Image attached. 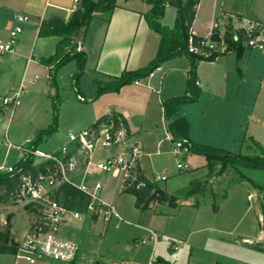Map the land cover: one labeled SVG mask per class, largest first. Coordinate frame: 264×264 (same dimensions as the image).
I'll use <instances>...</instances> for the list:
<instances>
[{
    "label": "crops",
    "instance_id": "0c3cea01",
    "mask_svg": "<svg viewBox=\"0 0 264 264\" xmlns=\"http://www.w3.org/2000/svg\"><path fill=\"white\" fill-rule=\"evenodd\" d=\"M150 7L151 5L146 0H117V6L112 12L106 11L95 14L85 37H82L81 34L75 37L78 47H81L80 50L86 53L85 73L78 80L82 77H88L92 78L95 83L94 90L88 92L89 99L93 98L99 83L109 81L112 76L120 75L125 69L134 70L144 66L156 56L161 35L149 26L145 18V13ZM74 9V0H0V39L8 38L9 30L15 23L16 14L26 12L31 16L30 21L25 24L24 31L20 35L14 50L0 54V66H3L4 62L8 64L1 71L15 69L22 65L24 67L21 80L10 82L6 92L9 93L20 85H23L25 90L27 87L25 84L26 75L29 69L41 67L48 78L52 65L42 63L41 58L49 57L56 52L59 36H39L40 23L52 14H58L68 19ZM222 15L227 16L235 25L249 21H258L264 24V0H200L193 21L192 32L197 37L210 35L214 21ZM176 16V6L168 4L162 22L172 27L176 22ZM65 66H70L71 73L75 77L79 69L78 62L71 60ZM190 68L191 57L183 54L164 62L146 78L126 84L119 91L106 92L96 99L93 98L91 100L93 107L89 116L83 117L84 127L92 125L100 117L119 115L125 120L133 139L139 141L144 147L145 153L141 159L143 174L149 179H154L158 174L167 173L165 171L163 173L154 172L150 155L161 153L163 145H166L165 147L169 152L174 153L175 140L170 129V120L165 115L164 101L186 93ZM197 81L200 88L199 97L184 103L179 113L190 121V138L194 142L222 147L235 152L237 150L250 152L252 149L249 147L251 142L247 141L242 144L241 141L244 136H253L264 145V50L244 46L237 50L233 47L213 59L201 58L197 63ZM76 90L78 97L79 94L84 97L82 102H86L87 97L82 85H77ZM12 109L14 111L15 108ZM74 123L71 128L82 125L80 122ZM69 148L73 154L78 155L81 161V167L74 175L78 182L82 180L87 167L93 172V178L104 173L98 171L93 165L87 166L89 157L80 152L76 144L70 143ZM107 153L108 151L104 149H98L92 153L91 160L97 161ZM188 154H196L201 162L196 168L190 166L188 173L181 171L177 182L181 181L184 186L196 177L208 173L205 155L192 151H189ZM14 164L7 165L5 160H0V165L5 167ZM236 170L240 172L239 176L236 179L232 177L229 183L232 181V184H244L247 175L242 172L241 167ZM186 174L191 175L187 176ZM167 175L170 177L168 173ZM109 176L115 182L116 191L113 195L104 196V199L114 202L120 212L122 211L123 196L131 197L133 208H135L134 214L137 215L138 219L134 225L137 226V230L142 235L143 244L148 243L152 248L146 264L150 262L152 256L159 264H194L195 241L193 234L201 228L191 229L194 224L198 223V219L200 221L204 218V212L200 208V203L205 201L204 197L200 201H193L190 196L187 200L188 204L193 206V225L184 233L185 231H181L178 226L170 224L179 212L176 213V210L170 209L166 202H155L150 208L142 210L135 205V195L123 191L121 174L112 172ZM226 176L231 178L230 175L225 174L222 179ZM163 181H158L159 186L168 193L174 194L173 191L177 186L162 183ZM207 192L206 188L203 193L197 195H206ZM214 192L216 191L214 190ZM223 193L225 196H220V203L228 202L230 198L235 197V206L242 204V198L245 195L234 194L231 184L229 187H225ZM263 193L262 190L258 191L257 189L256 191L255 189L252 192H247L246 198L250 199L254 194L260 197L264 195ZM182 204L185 203L178 201L176 207H180ZM16 205L0 202V225L7 223L6 217L9 218L10 215L8 216L6 213H13L12 207ZM219 206L218 204L212 215H208L213 222L218 220ZM7 207L11 209L4 211L3 208ZM11 218L12 233L15 236L18 231L16 227L18 224L16 222L17 213L12 214ZM99 219L103 218L95 215L93 217L85 215L82 219L71 218V222L65 227L64 235L66 237L71 235L72 232L66 229L69 225H74V228L81 230L86 225L87 220L92 224ZM113 219H115L114 224L117 227L120 226L121 223L117 217H113L107 223L109 224ZM123 219L130 222L124 217ZM30 223L29 219L28 227ZM215 229L222 231L217 227ZM151 230L158 233L157 241L151 235ZM235 235L233 242L224 241L222 240L223 237L220 236L219 240L224 243L222 246L227 247L228 244L235 246L238 253L231 255L230 252L223 251V247L219 246L220 250L213 251L208 255L209 262L207 263L228 264L227 259H229L233 260V264H264V229H260L255 235L249 232ZM163 236L167 237L168 244L171 241L178 243L177 249L172 247V243L170 244L171 249L176 250L175 253L178 252L180 244L183 243L188 246L190 253L186 260H184L183 255L178 254L172 258L163 248H160V251L156 253ZM15 238L18 239L19 235L17 234ZM118 241L125 242L127 248L132 246L128 237L118 239ZM254 251L263 254L262 260H255L252 257ZM10 255L13 256L14 254L11 253ZM85 255L86 251L81 247L80 257L84 258ZM44 260L48 259H40L38 263L45 264ZM99 262L100 264L105 262L107 264V261L99 260ZM124 263L126 261L122 262V264Z\"/></svg>",
    "mask_w": 264,
    "mask_h": 264
},
{
    "label": "rangeland",
    "instance_id": "374dc122",
    "mask_svg": "<svg viewBox=\"0 0 264 264\" xmlns=\"http://www.w3.org/2000/svg\"><path fill=\"white\" fill-rule=\"evenodd\" d=\"M78 50H80L79 47ZM7 65L4 62L3 66H0V96L8 93L6 92L8 84L10 82H19L23 74V65L15 69H8V71H1ZM75 79L76 77H73L70 66L63 65L57 71L56 83L52 82L49 76L48 78L45 76L43 68L29 69L26 75L27 81L25 82L27 87L21 95L20 104L15 107L14 111L11 107L0 110V160H5L7 165L16 163L24 157L25 149L32 145L31 141H37V148L41 150L49 152L54 151V149L57 150L64 142L68 141L70 129L85 126L83 117L89 116L93 107L91 100L95 97L94 94L93 98L89 99L90 95L88 92L94 90L95 83L92 78L88 77L80 78L77 83H74ZM77 85H82V88L85 89L86 102H82L83 100L79 99L76 90ZM55 106L58 108V118ZM74 122H80L82 125L71 128L75 124ZM54 126H57V128L43 134L44 130L51 129ZM165 146H162L161 153L150 155V159L154 165V172H167L170 177L162 183H167L168 185L175 184L177 187L173 191L174 194L162 189L174 196L180 203H185L180 207H174L166 203L170 209L176 210V213L179 212L170 224L178 226L181 231H185L184 233H186V230L193 225V206L189 205L187 200L191 196L193 201H200L202 197L206 201L200 203L201 211L204 212V218L200 221L198 219V223L194 224L191 229L196 230L195 228H201L193 234L195 241L194 264H208V255L213 251L220 250L219 246L224 245V243L220 242V237H223L222 240L224 241L233 242L237 233L249 232L255 235L260 229H264V195L259 197L254 194L250 199L246 198L247 192H252L255 189L256 191L258 189V191L262 190L264 192V189L255 186V184H258L264 187V169L242 166V172L247 175V178L244 180L245 183L232 184V181L229 183L230 179L232 177L236 179L240 172L230 164L223 168H221V164H218L215 171L209 172L208 168L207 174L196 177L184 186V183L181 181L177 182L179 174L181 171L188 173L187 171L190 166L196 168L201 160L196 154H188L186 163L189 168L180 170L177 167V159L179 157L175 153L169 152ZM27 155L29 154L27 153ZM40 159V157H37L36 162H39ZM111 173H103L96 176L97 179L103 181V188L100 192L103 198L109 194L113 195L116 191L115 182L109 176ZM225 174L230 175L231 178L226 176L222 179V176H225ZM186 175L190 176L191 174ZM196 183H200L201 186L206 185L208 190L206 195H197L199 192H193ZM229 184L233 187L234 194H245L241 205L236 204L235 206V197L230 198L228 202L220 203V196L224 192L225 187H229ZM123 197L122 211L120 213L124 218L130 220V222L118 218L121 224L117 227L114 224L115 219L109 224L103 219L94 221L92 224L87 220L86 225L81 230L74 228V225H69L66 229L72 233L68 238L78 243L80 241V245L86 251V255L84 258L80 257L76 262L48 259L44 260L45 264H100L99 260L107 261V264H122L123 261H126L124 264H146L152 249L151 245L148 243L143 244L142 235L137 230V226L134 225L138 219L137 215L134 214L135 208H133L134 205L131 197ZM214 203L220 205L217 222L209 219L210 214L212 215L213 211L216 210L214 209ZM13 204H17L15 207H12L14 212L10 214L5 212L8 216L10 215L6 219L11 220V215L17 213L16 222L18 224L16 227L18 231L15 236L18 234L19 238H21L29 228V219L32 222L35 216L33 204L25 196H20L18 199L9 202V205ZM9 209L11 208H3L4 211ZM232 210L233 212H231ZM216 227L222 231H216ZM124 228L126 229L123 230ZM125 237L130 239L129 243L132 245L130 248L126 247L125 242L118 241V239ZM16 240L18 242V239ZM168 242L167 237L163 236L156 253L160 251V248H163L172 258L178 254L180 256L183 255L184 260H186L190 253L188 246L183 243L180 244L178 252L175 253L176 250L171 249L170 246L172 241L169 244ZM222 247L223 251L230 252L231 255L238 253L235 246L228 244L227 247ZM248 252L250 251L248 250ZM10 254L0 253V264H40L38 263L39 260L36 263H30L26 259H18L16 261L15 256ZM252 257L255 260H262L263 254L254 251L252 252ZM227 262L228 264L234 263L233 260L229 259H227Z\"/></svg>",
    "mask_w": 264,
    "mask_h": 264
},
{
    "label": "built area",
    "instance_id": "2783aa9c",
    "mask_svg": "<svg viewBox=\"0 0 264 264\" xmlns=\"http://www.w3.org/2000/svg\"><path fill=\"white\" fill-rule=\"evenodd\" d=\"M81 0H74L76 9ZM29 13L20 12L15 16V23L9 30L7 39H0V54L11 52L18 43L19 37L24 31L25 24L30 21ZM232 40L247 48L264 50V24L258 21L235 25L227 16L218 17L213 25L210 35L197 37L192 32L189 39L188 52L196 54L200 58L211 59L219 54L230 50ZM81 49V47H79ZM198 83V81H197ZM24 86L20 85L8 94L0 96V110L17 107L21 102ZM79 98L84 97L79 94ZM74 143L79 151L87 154L89 160L87 166L93 165L97 170L104 173L118 172L121 174L123 188L145 185L141 179V159L145 153L143 145L133 139L127 125L120 119L112 116L101 118L99 121L86 127L72 129L68 133V141L63 143L59 149L46 152L39 148L27 147L25 154L40 157L42 160H54L58 164L57 169L48 168L41 171L37 176L24 175L19 187L20 196L28 198L33 204L35 216L29 228L18 238V249L14 254L16 261L26 259L30 263H36L40 259H51L55 261L76 262L80 258V244L64 235L67 224L73 219H82L83 216H98L105 221L113 217L123 219L117 205L106 201L101 197L103 182L101 179L93 178V172L86 169L81 181L75 179L76 172L81 167L78 155L70 151L69 144ZM98 149H104L108 153L98 159L91 160V155ZM190 147L185 140H175L174 153L179 157L177 167L180 170L189 168L186 163ZM0 169L13 171L14 166ZM167 173L158 174L152 181L166 180ZM69 183L81 190L88 198L84 209L68 207L57 195L60 186ZM151 235L157 241L159 235L151 230ZM174 249L178 243H172ZM148 264H159L152 256Z\"/></svg>",
    "mask_w": 264,
    "mask_h": 264
},
{
    "label": "trees",
    "instance_id": "16d2710c",
    "mask_svg": "<svg viewBox=\"0 0 264 264\" xmlns=\"http://www.w3.org/2000/svg\"><path fill=\"white\" fill-rule=\"evenodd\" d=\"M150 5V9L145 13V18L149 26L160 33L161 41L156 56L146 65L134 70L125 69L120 75L112 76L109 81L99 83L95 93V99L106 92L119 91L122 86L139 81L149 76L156 68L160 67L164 62L174 59L180 55L186 54L191 57V68L188 74L187 91L183 95L174 96L164 101V110L166 117L170 120V129L173 133L174 140L183 139L190 147V151L203 154L207 159V167L209 172L216 170L218 164L221 168L231 165L238 169L244 167H254L264 169V145L253 136H244L242 144L250 141V152L231 151L226 148L205 145L194 142L190 138V121L182 115H179L184 103L197 99L200 94V88L197 83V63L201 59L194 53L188 52L189 39L192 35V25L196 16L197 6L200 0H146ZM174 5L177 8L176 22L174 26H168L162 22L166 6ZM117 6V0H81L76 9L72 12L68 19L58 14H52L48 18L43 19L39 26V36H59L56 52L49 56L41 58V62L52 65L49 78L56 83L57 71L71 60H76L79 69L76 73L78 78L85 73L86 53L78 50V42L75 37L82 35L85 37L92 18L96 13L110 11L112 12ZM231 48L241 49V44L232 40L227 36ZM215 57H212L213 59ZM56 108V116L58 118V108ZM107 116L100 117L101 118ZM116 120H125L119 115L114 114ZM96 121V122H97ZM44 130L48 133L56 129ZM30 147L37 148V141H31ZM24 155L17 163L14 170L0 169V202H10L18 199L19 187L24 175L37 176L39 172L46 171L48 168L57 169L58 164L54 160H42L36 162L35 157ZM243 176V175H242ZM141 179L145 181V185L141 187L130 186L123 188V191L130 192L135 195V205L142 210H146L155 202H166L172 206H178V201L174 196L165 192L158 182L152 181L142 174ZM256 187L264 189L263 186L255 184ZM206 185L196 183L193 192L203 193ZM57 196L70 208L84 209L88 203L87 196L77 187L64 183L60 186ZM225 193L222 194V197ZM218 204L214 203V209ZM18 249V242L12 233V225L10 220L5 225H0V253L15 254ZM176 264V263H170Z\"/></svg>",
    "mask_w": 264,
    "mask_h": 264
}]
</instances>
